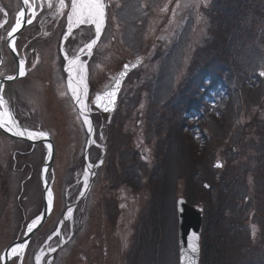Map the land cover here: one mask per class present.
<instances>
[{
    "label": "rangeland",
    "instance_id": "1",
    "mask_svg": "<svg viewBox=\"0 0 264 264\" xmlns=\"http://www.w3.org/2000/svg\"><path fill=\"white\" fill-rule=\"evenodd\" d=\"M239 1L240 0H235L233 3L234 5H232L233 18L231 19L233 23L231 26L229 27L225 22L224 27L221 28L219 25V32L217 29L214 34L215 25H213L211 21L217 19L215 9L219 8V5L215 8L214 0H130V2L129 0H104L106 5L105 23L99 35V39L97 40V44L94 46L91 56L87 55V57L83 59L86 55L81 54L80 59L86 65L88 75L92 73L94 69H97V67H99V70H102L103 66L101 63L103 60H108L106 63L108 69L114 70L117 69L120 62L124 63L135 57H143V63L130 75L129 82L126 84V88L128 89L125 88L126 91L124 90L123 92L120 116L116 121L117 134H126L125 136L127 138L129 137L132 143H130L131 146L128 147L127 138L119 143L120 145L125 143V145H123L125 149L122 152H116V158H112L113 164L110 163L109 165V163L103 159V151L100 150V144H98V138L100 140V137L97 135V142L95 141L94 144L99 151L97 152V157L94 156L95 162H92L90 159V151L87 152L86 155L83 148L81 138L83 133L81 130H78V141L73 143V141L67 140L63 148L58 152L55 160L56 170L54 175V182L57 181L56 186L54 185L56 192L61 185L63 187V194L66 188L73 187L69 180L71 175H73V177L76 178V190L73 198L79 197L78 195H80L82 191L89 190L85 188V173H87L88 187L92 172L94 169H98V175L93 181V191H90L92 193L82 202L84 206L87 207V212L85 213L87 216L85 218V227L79 229L74 237H71L67 232L64 233L63 244H65L66 240V244L71 246L67 250L70 254H68V252L66 254L63 253L58 264H127L125 259L131 244H133L134 234L139 229V222L142 220V214H148L147 190L149 191V187L156 189L151 185L154 184V186H156L157 180L154 178L152 182H148V176L141 174V189L131 190L125 179L115 188L114 185L118 181V178H113V182L111 176H108L105 172H108L109 169H113V172H117V169L119 171L118 174L123 176L126 171L125 168L129 166L135 155H137V158L143 164L140 166L141 169H144L145 165H149V169H151L150 165H153V162L157 161L155 151L157 143H161L162 149L164 150L161 165V169L164 170H162V190L156 192L157 196H165L167 185L168 188H170L168 203L169 208H171V215L169 223L167 222L168 224L165 227V231H163V227L160 226L161 221L157 222L155 227L152 228L159 231L154 243L156 256L150 259L143 258L142 261L147 262V264L179 263V244L177 242L178 222L175 217L176 199L178 197H185L186 199L193 200L197 195L199 198H203L205 194L199 192L202 188L201 179L208 177L212 178L210 171L211 169H219L214 165H216V163L218 165L221 160L224 164L222 171L223 169H225V171L234 169L235 173L238 171L237 169L243 168L246 169V173L248 174L246 177L241 178L238 189V191L243 192L242 197L229 199V204L233 205V210L229 211L226 215L227 222L231 219L236 220L243 205L245 210L240 219H243L244 229L238 231H233V229H231L229 233L228 231H223L222 226L224 223H222L221 226L219 225L220 230H218L217 239L214 238V233H212V231H207L204 249H206L207 252L210 248V254H206V261L210 259L212 252L216 250V248L220 251L240 249L242 252L239 253V258L241 261H245V264L249 262L248 260H255L253 251L258 250V248L253 245H256L258 241L261 240L264 231L261 228L260 235H257L258 237L252 240L250 238V231L246 228V224L249 225V223L256 222L257 217H254L249 209L251 204H257V199L260 200L263 197L264 189H255V197L253 193H251V185H253L251 184L252 179L250 177L251 169H255L256 172V169L261 168L251 166L250 164L255 165V161H253L254 158L260 161L264 159V147L261 146L260 140H256V135L252 127L249 126V128L245 127V133H247V135L244 136V139L246 143L250 145V149L246 151L241 149V153H239L235 159H232L233 153L228 151L230 146L229 140L236 138V136L232 135L237 132L233 130L234 126H238L236 120L241 119L240 122H237L240 123V127L243 129L244 126L242 125L249 121L248 118L241 116L240 105L242 109V102H237L235 108L232 110L234 102L229 99L228 104L230 105L227 104L226 108H219V111H216L217 108L215 110L216 114L211 116V119L207 117L206 120L200 119V116L194 117V113L196 114V112H190L191 110H186L183 107V103L189 95V86H193V84L202 77V72H204L202 69L205 63L208 61L211 62L212 59L218 61L215 66L217 65L216 69L219 70V72L221 69L222 75L217 78V82L213 87L210 84L207 85L205 80L200 84V92L197 94L199 99L202 98L203 102H207L206 98L204 99L203 97L206 92L210 91L213 93L211 87L216 90L214 96L217 99L220 97V91L223 93L222 90L224 89L223 82H220L222 77H232L233 72H235L238 77L239 70L237 71L235 66L239 68L244 58L249 57L246 62H250L252 66L254 64L255 70L263 68L260 66L264 64V0H252L251 4L250 0H246L243 8H240V6L237 8ZM70 2L71 0H65L66 5H70ZM227 2H230V0H221L222 4H226ZM48 3L49 0H30V4L34 6L33 11L37 13L35 16L36 19L27 26L19 38L21 41L28 32L38 30L43 27V23L45 24V27L42 28V34L45 37L43 38L45 42L44 65L42 66L40 64L36 66L38 63L34 64L35 69L33 72L34 75L32 76L35 78H30V75L25 79L26 81L23 82V84L26 88L21 97H23L29 105H31L32 102H36L38 104V110L42 113V117L46 118V121L47 114H50L48 117L51 120H53V118L56 119V115L61 114L63 123L68 124L69 118L66 115L67 104L63 100H61V102L58 101L55 95V86H57V82L60 80L58 76L60 68L55 67V57L63 56L65 58L68 48H73L69 51V54L67 53V56H69L68 58H71L70 56L77 52L79 48L83 47L82 45L74 47L76 44V36L81 35L83 32H86L87 36L82 40L79 36V41L84 45L91 42L92 39H96L95 26H73L69 34L67 15L70 12V7H65L61 15L58 12L59 0H51L53 5L51 8L48 7ZM20 8L21 6L18 0H0V23L6 26L9 22L10 28L12 22L16 20L20 12ZM11 12L14 13L11 14ZM4 15H10L8 22L4 21ZM37 15L43 17V21L39 27L36 25L38 23ZM244 15H246L244 20L248 19L251 21L250 25L259 31L253 30L251 34L246 36L247 42L250 39L254 41L253 45L248 46L244 50L241 49V52L238 50L241 54L238 52L237 56H233L231 55V51H226L227 49H224L228 35L226 32L235 30L236 24H240L239 20L242 21ZM60 17L61 22L64 23L63 25L57 22ZM45 33H47V35H45ZM254 34L258 35L255 37ZM103 35L105 36L104 38ZM42 43L43 42H41V44ZM55 48L57 49L56 51ZM97 53L104 54V59L99 65H95L96 60H99L98 56H96ZM10 61V57L5 56L6 69L9 67ZM66 61V68L68 69V59H66ZM246 62L244 61V63ZM222 65L229 69L226 70ZM37 69H40L45 76L43 78V82L44 79L46 80V84L44 82L45 86L43 85L42 78L36 77L38 74ZM190 71L197 72V74L190 75ZM159 75L162 76L160 81ZM170 76L174 77L173 82ZM216 77L215 75V78ZM187 78L189 82H187ZM176 79L177 81L181 79V83L177 84L179 89L174 93L173 90H175L176 87H173ZM238 79L240 80V78ZM36 81H40L41 90L34 84ZM226 82H228V79ZM28 88H34L39 99L34 98L29 93H33L34 90L27 92ZM259 88V95H253L255 98L254 100L260 102L259 105H253L254 113L252 119L256 117L255 121H257V117H259V120L264 116V84H261ZM40 91H43L44 94ZM170 97L171 105L169 106H172L171 108H173V111L169 110L170 108L167 109L169 110L167 112V124H164L159 132L157 131V127H155L156 121L159 120V115L154 114L151 116L152 114H149L152 108L157 107L156 102L162 103L167 99L169 100ZM181 97L182 100H178ZM237 97L238 95L232 98L237 101ZM152 100H156V102L151 103ZM152 104L154 105L152 106ZM47 123L49 122L47 121ZM100 125L101 129L105 128L106 122L102 121ZM233 131L234 133H232ZM72 133H74L73 127L69 126L68 134ZM120 135H117V137ZM253 138L255 140H253ZM228 142L229 144H227ZM235 144L236 142L231 143L232 146H235ZM103 145L104 144H102V147ZM182 147L183 150L181 149ZM5 149L3 143L0 146V163L3 164V169H5L4 162L9 159L10 156L9 153L5 152ZM239 150L240 149L236 147L234 151L238 152ZM134 151L135 155L132 153ZM247 151L248 154L243 156V153ZM248 156L253 159L249 161L247 159ZM81 157L83 161L82 166L84 164L87 166H83L82 168L78 167L79 169H76V176L70 168L73 163L80 162ZM261 165L264 168V164L261 163ZM89 169H93V171ZM188 172H192L191 176H187L189 177L188 187L190 190H186L185 183H183L184 178L183 181L179 178V175H184L185 177L188 175ZM224 174L226 173L224 172ZM7 179L10 180L9 178ZM263 181L262 178L258 183L253 182L255 184L253 188L256 184L260 185ZM110 186L111 188H109ZM6 191L7 190L3 188L0 193L3 194ZM39 191L41 192L40 187ZM124 191H127L129 194H135L136 197L135 195L133 198L124 196ZM195 192L197 194H195ZM108 196L110 200L107 199ZM206 196V199L209 201L210 199L212 200V194H209L210 198H208V195ZM4 199L5 195L3 194L0 197L1 242L6 239L8 241L13 234V231L9 232V229L14 213L13 208L15 209L11 204H5L4 207L7 205V209L2 208L1 205L5 203ZM241 199L245 201V203H242ZM247 199H249V201H247ZM103 200L104 202H113L114 210L117 205L115 216L112 215L111 212L113 207H110L111 210L103 209ZM77 202L80 205L82 204L79 200ZM74 203H70L69 205ZM234 207L236 210H234ZM55 208H57L56 210L58 211V209L61 210L63 206L59 202ZM70 218L71 217H68V219ZM81 218L82 215L79 213L78 217L74 215L73 224H75L77 220L81 221ZM52 221L53 217L49 219L45 228L50 226ZM102 222H104L105 235L104 233L101 235V231H99ZM258 222H263L262 214L258 216ZM62 224L63 223H60V225ZM67 228H72L70 223H68ZM61 229L63 231L62 227ZM250 230L252 236H255L258 232L257 227L254 225H252ZM140 249L141 252L145 249L148 253L152 252L148 250V239L145 236H142L140 239ZM45 260L48 264L52 262V258H49L48 253L45 254Z\"/></svg>",
    "mask_w": 264,
    "mask_h": 264
},
{
    "label": "flooded vegetation",
    "instance_id": "2",
    "mask_svg": "<svg viewBox=\"0 0 264 264\" xmlns=\"http://www.w3.org/2000/svg\"><path fill=\"white\" fill-rule=\"evenodd\" d=\"M32 22H34V20ZM3 30H5V28L3 27V24L0 23V53H2V49L7 52L9 51L6 45V40H4L2 35ZM42 31V28L34 31L32 30L31 32H28V36L26 35L21 41L17 38L16 48L21 57L26 60L28 69L27 76L25 78L29 77L30 75V78H35L32 76L34 75V69H31L34 64L38 63L36 66L40 64L42 66L44 65L45 42L43 38L45 37L42 34ZM41 42L43 43L41 44ZM10 58L12 62L7 68V73L4 72V63L2 62L0 64V75H12L17 72L16 62L11 54ZM37 70L38 74L36 77L42 78L43 82V78L45 76L40 69ZM25 78L16 82H9L4 85L3 94L7 99L8 108L22 127L33 132H48L55 142L56 154L58 155V152L63 148L67 140H71L73 143L78 141V130H86L85 124L83 125L81 123V125H79L76 119V112L79 111V107L77 106L78 104L76 103L75 99L72 97L71 89L68 86L69 81L64 82L66 85V90H64V86H55L56 98L58 101L61 102V100H63L67 104L66 115L69 118V123H63L61 114L56 115V121L53 122L51 119H49V123H47L46 118L42 117V113L37 108L38 104L36 102H32L31 105H29L24 100V98L21 97L22 94H24L26 88V86L23 84V82L26 81L24 80ZM44 82L46 84L45 79ZM44 82L43 85L45 86ZM34 84L39 90H41L40 81H36ZM30 90H34L33 93L29 92ZM27 92H29L34 98L39 99L34 88H28ZM40 92L44 94L43 91ZM27 100L31 102L29 99ZM86 103L88 108H90L88 98L86 99ZM69 126L73 127L74 133L68 134ZM85 135L87 137V132ZM85 135H81L83 140L85 139ZM3 143L6 148L5 152L9 153L10 156L9 159L4 162L5 169L2 168L3 164L0 163V188L4 186V188L7 190L5 193H3L5 195V203L1 205V207L7 209V205L4 207L5 204H11L15 207V209L13 208L14 213L9 229V232L13 231V234L8 241L6 239L1 242L2 239H0V249L2 248V250L19 238V236L25 230V227H27L34 220L33 218L35 217V214L39 213L41 210L43 192L41 194L39 191V179L47 151L44 137L33 140L29 139L28 137L20 138L13 134L2 135L0 133V146ZM76 166L77 162L71 165L73 172H76ZM71 179H73V182L76 178L71 175ZM3 194L0 193L1 196ZM45 226L46 225H44L41 230H39V232L32 238L20 257L13 258L9 264H48V262L45 260L46 253L49 254V258H52V262L50 264L59 263L55 261L57 258L56 255L61 250V227L60 224H58V218L55 216V219L51 224V226H53V230L50 229L51 232H54L47 236V240L44 239L45 234L42 233L44 230H46ZM46 244L48 245L46 246Z\"/></svg>",
    "mask_w": 264,
    "mask_h": 264
},
{
    "label": "snow or ice",
    "instance_id": "3",
    "mask_svg": "<svg viewBox=\"0 0 264 264\" xmlns=\"http://www.w3.org/2000/svg\"><path fill=\"white\" fill-rule=\"evenodd\" d=\"M24 4L29 5V7H33L30 4L29 0H23ZM48 7H53L51 0H49ZM65 7H70V12L67 15L68 21V31L69 34L72 31L73 26L79 27L80 25H94L95 26V34L96 39H92L91 42L86 43L84 47L80 48L75 52L71 58H68L67 53L65 54V58L68 59V72L70 75V79L68 82V86L71 89L72 97L75 99L76 103L79 105V114L77 118L83 117V124L88 126V131L91 133L93 131L91 121L88 117V105L86 103L88 85H87V69L86 65L81 61L80 55H92V50L94 46L97 44V40L99 39V35L105 23V3L104 0H71L70 5L65 4V0H59V14H63V9ZM19 17L24 16V12H19ZM36 13L32 12L31 18L27 21V23L31 24L32 20L35 19ZM21 24L20 20L16 21V26L11 28V31L8 33L9 37H12L8 40L9 46L13 51H16L15 48V39L13 34L17 32ZM127 67V66H125ZM126 74V73H125ZM264 75V72L260 73ZM18 75H25V67L24 61L20 62ZM124 75V74H122ZM8 80H13L16 77L7 76ZM120 81L119 79L115 80V83L111 86L110 91H106L103 96L97 95L95 97V102L103 108L105 112L111 111L115 104L116 93L119 90ZM0 127L5 128L8 132H11L15 136L19 137H28L29 139H37L40 137H45L47 133L43 131L33 132L29 131L27 128L22 127L19 122L15 119L8 108V102L4 99L3 92L0 90ZM95 141H93L94 143ZM49 148L52 146L49 145ZM222 165H217V167H221ZM91 167V166H90ZM85 187H87V173H85ZM48 204L51 205L53 203V194L49 190L47 192ZM72 210H68V216L71 217ZM40 223V219L37 218L32 221V223L28 226V231L31 232L33 228H35ZM193 242L190 245V251L192 254L198 252L199 246L195 241H198L199 237L193 234ZM25 245L21 244L18 248H12L11 252L13 255L24 252ZM54 250V249H53ZM185 260L188 264H194V259L190 258L187 254L185 255Z\"/></svg>",
    "mask_w": 264,
    "mask_h": 264
},
{
    "label": "trees",
    "instance_id": "4",
    "mask_svg": "<svg viewBox=\"0 0 264 264\" xmlns=\"http://www.w3.org/2000/svg\"><path fill=\"white\" fill-rule=\"evenodd\" d=\"M248 29H243V28H240V27H236L235 26V32L236 33H243L244 31H247ZM242 102V105H243V108H244V105H246L247 102H245L243 100V98H241L240 96L237 97V101L234 102V106L232 107V110L235 108L237 102ZM245 103V104H244ZM250 109H248V113H249V116H251L252 118V115L254 113L253 111V107L251 106ZM240 110L242 111L241 109V105H240ZM259 114V113H257ZM238 115V114H237ZM259 117H257V121L256 120V117H254V120L252 119L251 123L249 122V124H246L244 127H247V126H257L259 127V130L257 131V134L260 132V135L262 134L264 136V116L258 120ZM237 121L239 122V119L236 120V123ZM261 128V130H260ZM236 127L233 128V130L236 131ZM233 133V132H232ZM239 179H235L234 182H228L227 185H225V187H223V184L222 186H218V189H222V190H219V193L213 195V204L206 201L203 198H201V201L203 203V205H205L206 209H207V227L209 229V231H212L215 235H217L215 238L217 239L218 237V232H216L217 230H220L219 229V226H218V223L220 220H222V217L224 218L226 216L225 214V210L226 209V205L225 204H221L222 202H227L228 199H229V196L227 195V192L229 191V194H231L234 198H237L239 195L236 194L237 191H238V187H237V184L235 183V181L237 182ZM206 192H210V190L206 191ZM225 196V197H224ZM220 198H221V202H220ZM225 198V200H224ZM224 200V201H223ZM228 206V205H227ZM219 220V221H218ZM233 223H225L222 227H223V231L225 230H230V228L232 227ZM233 231H234V228H233ZM262 240H264V235L262 236ZM235 249H230L229 251H220L219 249L216 248V250H214L212 253H213V256L210 257L209 261L207 264H225V263H228L229 261H234L233 260V255L236 254V255H239L240 252H242L240 249H237L236 252H234ZM208 252V251H207ZM206 252V253H207ZM205 253V254H206ZM258 257L262 258L264 257V254L262 252H260L259 254H257ZM204 264V263H203ZM206 264V263H205Z\"/></svg>",
    "mask_w": 264,
    "mask_h": 264
},
{
    "label": "water",
    "instance_id": "5",
    "mask_svg": "<svg viewBox=\"0 0 264 264\" xmlns=\"http://www.w3.org/2000/svg\"><path fill=\"white\" fill-rule=\"evenodd\" d=\"M16 34H13L15 36ZM10 37L9 39H11ZM17 57V56H16ZM134 65H132L133 67ZM129 69L125 71L127 73ZM124 73V75H125ZM114 108V107H113ZM113 110V109H112ZM111 110V111H112ZM51 141V139H48ZM54 146L52 145L50 149V153L47 160V165L51 168L53 157H54ZM179 212H180V239H181V252H182V260L184 264H188L185 260V255L187 254L190 258L194 259V264L198 263L199 249L198 252L192 254L190 251V245L193 242V234L200 237L201 232V214L198 210L186 204L184 200L179 202ZM195 243L199 246V239L195 241Z\"/></svg>",
    "mask_w": 264,
    "mask_h": 264
},
{
    "label": "bare ground",
    "instance_id": "6",
    "mask_svg": "<svg viewBox=\"0 0 264 264\" xmlns=\"http://www.w3.org/2000/svg\"><path fill=\"white\" fill-rule=\"evenodd\" d=\"M77 106L79 107V105H77ZM47 116H50V114H47ZM60 120H62V119H60ZM53 121H56V119L53 118ZM90 156H92L91 157L92 159L94 158V156L97 157V152L94 150H90Z\"/></svg>",
    "mask_w": 264,
    "mask_h": 264
}]
</instances>
